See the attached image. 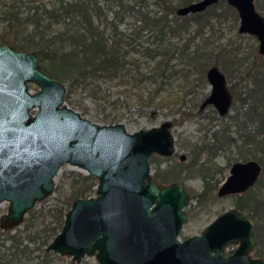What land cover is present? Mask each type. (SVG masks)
<instances>
[{
    "label": "water",
    "instance_id": "1",
    "mask_svg": "<svg viewBox=\"0 0 264 264\" xmlns=\"http://www.w3.org/2000/svg\"><path fill=\"white\" fill-rule=\"evenodd\" d=\"M218 1H193L177 13L203 12ZM226 1L238 12L239 32L255 36L264 55V15L255 0ZM207 78L212 92L202 106L213 104L225 115L232 103L226 76L214 65ZM66 92L36 52L0 44V203L9 202L2 229L21 225L53 193L59 170L69 163L98 179L96 195L74 200L47 247L70 256V264L93 255L99 264H264L252 254L254 219L236 206L181 239L191 194L181 182L161 184L151 169L153 155L176 151L173 121L131 133L121 122L104 125L84 117L68 106ZM262 170L255 159L235 162L218 195L246 192Z\"/></svg>",
    "mask_w": 264,
    "mask_h": 264
},
{
    "label": "trees",
    "instance_id": "2",
    "mask_svg": "<svg viewBox=\"0 0 264 264\" xmlns=\"http://www.w3.org/2000/svg\"><path fill=\"white\" fill-rule=\"evenodd\" d=\"M193 1L197 0L2 1L0 44L7 42L18 50L36 52L43 69L67 82L69 92L80 89L96 101L117 108L134 105L155 110L170 106L175 82L187 79L188 86L198 83L207 78L210 67L218 66L221 57L233 70L248 73L249 84L240 97L236 94L238 82L229 86L232 106L238 107L239 102L232 116L236 130L223 128L215 133L217 142L196 143L199 155L193 165L198 167L187 177H202L204 190L195 196L202 204L217 189L214 181H220L214 179L209 165L217 152L234 146L239 154L234 162L250 160L249 155L259 161L263 170L258 182L242 194L229 196L237 197L235 206L254 219L256 241L258 237L264 247V55L256 49L247 64L237 45L222 42V35L216 34V23L220 24L222 17L218 9L226 0H219L203 12L185 16L177 13L179 7ZM255 2L264 14V0ZM227 8L238 18L237 10L228 2ZM126 18L133 19V25L122 28ZM178 86L187 88L184 84ZM129 93L131 99L122 98ZM66 100L70 101L69 93ZM176 110L180 112L179 107ZM201 153H206L208 159L201 161ZM157 157L153 156L152 164ZM157 168L154 176L164 185L181 180V174L187 171L178 168L168 176L160 173L159 165ZM69 181L71 194L65 206L29 210L24 229L15 233V229L0 227V235H5L0 243V264H55L62 258L47 247L61 231L74 200L93 196L98 183L93 175L81 172L70 173ZM181 236L189 237L183 232ZM255 253L264 258V249H255Z\"/></svg>",
    "mask_w": 264,
    "mask_h": 264
},
{
    "label": "rangeland",
    "instance_id": "3",
    "mask_svg": "<svg viewBox=\"0 0 264 264\" xmlns=\"http://www.w3.org/2000/svg\"><path fill=\"white\" fill-rule=\"evenodd\" d=\"M2 1L9 2L11 0L0 1V17L2 16V11L4 9ZM259 11L261 12V10ZM218 12L222 14V17L220 24L216 23V34L222 35V42H233L234 45H237L238 52H241L240 55L246 59L245 62L247 64H250L253 60L255 50L257 49L258 51L259 48L258 39L255 36L239 32L240 17L238 15V18H236L234 12L228 10L227 1L221 5ZM213 20L216 22L218 19L215 17ZM132 25L133 19L131 18H126L125 21L121 23L122 28L130 27ZM3 27L4 24H0V31ZM218 68L225 74L228 88L233 82H238L236 94L240 97L239 95L241 92L247 88L246 83L249 84L248 81L250 76L248 73L245 71H239L236 68V70H233L232 67L227 65V61L223 57H221L218 62ZM186 81L187 79L182 82H175V92L169 95V100L171 101L170 106H164L155 110L141 109L134 105L133 107L130 106V108L127 109L117 108L113 105L107 106V104L101 103L103 101H96L93 97L87 95L85 92H82L80 89H76L74 92H69L70 88L68 83L64 82V84L67 89L66 96L68 93L70 95V101L66 100L68 106L79 111L84 117L93 122L104 125L121 122L126 126L127 130L132 133L141 129H150L154 126H159L166 120L173 121L172 131L176 141V153L174 156L170 157V159L156 155L158 157L156 158V162L153 164L151 163V169L153 174H155L158 169L157 166L159 165V171H161L160 173L168 176L172 172H177L178 168L187 169L186 172L181 174V180H179L185 185L191 194V200L185 208L190 215L187 222L184 224L182 232L184 235L192 236L194 234L201 233L205 226H207L214 218L236 205L235 201L237 197L229 196L230 194L220 196L218 195V188L229 175L232 163L236 160L237 156H239L237 153V147H226L225 151H219L215 156H213L209 165L213 168L214 179L220 181H214L217 189L213 194L210 193L209 198L204 200V203L201 204L198 199L195 198L197 194L204 190L205 183L202 177L199 175H191L190 177H187V175L191 174L193 170H196L197 168L195 167H198L197 165H193L196 157L199 155L196 143H198V145H203L204 143L217 142V136L215 133H220L223 128H229L233 131L236 130L237 127L232 119V116L236 114L237 108H239V102L237 103L238 107H233L231 103L229 112L222 115L213 104H207L204 107L201 106L212 92V85L208 78H202L198 83H192L190 86L186 84ZM179 84H184L187 88L182 90V88L178 86ZM38 89V86L31 84L32 92H36ZM132 96L133 95L130 93L128 95L123 94L122 98L131 99ZM177 100L179 103H174V101ZM231 101L233 102V96ZM131 102L134 101L131 100ZM178 107L180 108V112L176 110ZM150 110H153V112L150 113ZM181 112L189 113L181 115ZM106 115L108 118L105 121ZM115 117L116 120H113ZM176 118L178 123L174 122ZM183 154L186 155L185 160H181L180 158ZM153 156L151 157V160ZM247 158L251 159L252 157L249 155ZM206 159H208V155L206 153H201L200 160L205 161ZM72 172H81L86 175L88 174L87 171L77 166H73L69 163L64 164L56 176V186L53 193L48 198L38 202L31 210H40L43 207L46 209L54 208L57 205L65 206L67 196L71 194V182L69 181V175ZM170 181L175 182V180ZM96 188L97 185L94 186V195H96ZM8 208L9 202L4 201L0 203V217L7 213ZM28 212L25 218L29 215ZM46 219L50 220L51 218L49 216L46 217ZM23 223L17 226L13 233L17 230H23ZM180 237L181 239H184L183 236L180 235ZM3 238H5V235H0V243H2ZM236 246V244L230 245L229 249L235 248ZM255 249H264V247L258 243V237L256 246L252 251L253 256L256 255ZM71 260L72 258L70 256H62V258L55 260V264H69ZM81 264L99 263L95 256H86L83 258Z\"/></svg>",
    "mask_w": 264,
    "mask_h": 264
},
{
    "label": "flooded vegetation",
    "instance_id": "4",
    "mask_svg": "<svg viewBox=\"0 0 264 264\" xmlns=\"http://www.w3.org/2000/svg\"><path fill=\"white\" fill-rule=\"evenodd\" d=\"M231 99H232V94H231ZM172 132H173V131H172ZM175 153H176V151H175ZM175 153H174L172 156H174ZM155 155H158V154H155ZM160 156H161V155H160ZM172 156H169L168 158H170V157H172ZM181 156H182V155H181ZM163 157H164V156H163ZM166 158H167V157H166ZM180 158H181V157H180ZM181 160H182V159H181ZM240 161H247V160H240ZM234 163H235V162H234ZM234 163H233V164H234ZM233 164H232V165H233ZM232 165H231V167H232ZM230 169H231V168H230ZM229 175H230V172H229ZM229 175H228V176H229ZM228 176H227V177H228ZM226 179H227V178H226ZM226 179H225V180H226ZM225 180H224V181H225ZM224 181H223V182H224ZM177 182H180V181H177ZM257 182H258V181H257ZM181 183H182V182H181ZM183 185H184V184H183ZM184 186H185V185H184ZM220 186H221V185H220ZM252 187H253V186H252ZM186 189H187V188H186ZM249 189H250V188H249ZM189 193H190V192H189ZM93 196H95V195H93ZM187 213H188V212H187ZM188 217H189V215H188ZM57 254H58V253H57ZM59 255H60V254H59ZM61 256H67V255H61ZM93 256H94V255H93ZM85 257H86V256H85ZM82 260H83V259H82ZM71 261H72V260H71ZM81 262H82V261H81ZM70 263H71V262H70ZM70 263H69V264H70ZM79 264H81V263H79Z\"/></svg>",
    "mask_w": 264,
    "mask_h": 264
}]
</instances>
